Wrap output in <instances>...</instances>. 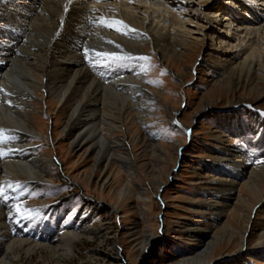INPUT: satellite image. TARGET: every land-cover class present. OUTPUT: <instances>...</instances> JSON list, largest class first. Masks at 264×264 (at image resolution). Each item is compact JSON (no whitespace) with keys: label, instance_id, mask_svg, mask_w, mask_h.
Here are the masks:
<instances>
[{"label":"rangeland","instance_id":"rangeland-1","mask_svg":"<svg viewBox=\"0 0 264 264\" xmlns=\"http://www.w3.org/2000/svg\"><path fill=\"white\" fill-rule=\"evenodd\" d=\"M226 1L215 0L208 7L203 0L189 1L190 11L201 9L187 16L191 18L190 23L186 22L190 30L188 43L178 56L163 61L152 50L141 56L112 51L115 56L108 62H97L108 73H124L131 62L140 63L145 89L156 99L153 106H144L141 118L133 116L138 124L128 123L126 130L107 135L111 142L124 141L125 147L114 153L129 159L131 166L113 164L97 169L92 155L70 147L78 130L71 138L65 137V115L60 114L56 103L49 101L42 89L31 98L34 111L30 122L35 130L31 134L32 154L54 165L38 188L11 181L19 193L8 189V202L25 195L29 203L26 214L15 213L21 216L24 226H13L24 233L39 221L46 222L52 227L48 235L55 237L59 223L73 224L83 217L86 227L100 234L81 236L67 254L20 248L7 255L6 264H264V260L252 256L260 253L264 258V247L255 249L256 239L264 231V215L258 214L260 204L251 211L250 203L255 199L245 189L243 177L238 178L229 197L226 192L218 195V209H222L219 217L206 210L212 201L208 195L216 194L212 193V177H217L216 172L226 160V153L219 154L217 160L213 153L226 149L248 156L249 160L242 163L243 176L254 163L264 164L259 155L257 161L252 159L250 133L240 138L226 134L219 145L216 140L217 126L224 116L235 124L247 123L248 112L254 110L264 120V82H259V91L246 86L239 89L225 80L227 77L213 75L210 70L217 66L213 59L216 62L225 50L216 47L218 36H225L226 31L219 25L207 24L199 15L200 11L220 15L219 7L227 6ZM83 63L97 69L94 61L84 59ZM2 154L0 160L5 159ZM4 192L0 186L1 199L7 197ZM240 198H245V204ZM232 210L240 212V216ZM197 223L206 225V234L216 235V244L194 261L183 263L181 260L194 259L196 251H203L198 249L199 241L192 238L197 234L186 231Z\"/></svg>","mask_w":264,"mask_h":264},{"label":"bare ground","instance_id":"bare-ground-1","mask_svg":"<svg viewBox=\"0 0 264 264\" xmlns=\"http://www.w3.org/2000/svg\"><path fill=\"white\" fill-rule=\"evenodd\" d=\"M189 1L0 0V153L5 155V159L0 160V186L7 196L0 198V264H6L7 255L20 248L27 252L48 249L53 255L57 252L67 254L81 236L100 234L88 229L83 217L73 224L59 223L55 237L48 235L52 227L46 222L39 221L37 226L24 233L13 226L14 223L18 227L23 225L21 216H15V213L26 214L29 203L25 202V195L8 202V189L19 193L11 181L29 183L34 189L38 188L44 183V175L51 174L54 165L32 154L31 134H35V130L30 122L31 111H34L31 98L38 96L42 89L49 101L56 103L60 114L65 115V137L71 138L78 130L70 147L92 155L97 169L113 164L131 166L129 159L114 153L125 147L124 141L116 139L111 142L107 135L126 130L128 123L138 124L133 116L141 118L144 106H153L156 99L145 89L144 68L140 63L133 60L136 63L131 62L125 68L126 72L108 73L100 66L101 62H97L109 60L114 53L141 56L148 54L149 50L163 61L178 56L188 43L190 30L186 29V22L191 18L187 16L195 15L194 12L201 9L197 7L190 11ZM203 1L208 7L215 0ZM226 3L227 6L220 5V15L204 11L199 15L207 24L219 25L226 31L225 36H218L216 47L225 50L216 62L213 59L217 66L210 70L213 75L227 77L225 80L233 82L237 88L246 86L259 91V82H264V0H228ZM105 22L120 23L109 27ZM84 49L90 50L91 61L97 69H90L89 62L88 65L83 63L87 59ZM96 53L107 55L97 56ZM260 116L261 113L251 110L247 123L236 124L229 116H224L218 121L217 144L226 134L240 138L250 133L253 161L258 160L257 155L264 160V120ZM230 125L233 130H229ZM222 153H226V160L216 172L217 177H212L215 185L212 193L216 194H211L213 198L208 195V200H212L206 205L208 214L219 217L222 209H218L221 198L218 195L226 192L229 197L238 178L243 177L245 189L255 199V203H250L251 211L260 204L258 214L264 215V164L258 166L254 163L243 176L242 163L249 157L220 149L213 153L216 154L214 159L217 160ZM208 168L215 173L211 166ZM245 201V198L240 200L242 204ZM232 213L240 216L235 210ZM204 226L197 223L186 229L197 234L192 238L199 241L198 249L203 251H196V258L181 262L194 261L201 252L210 251L216 244V235L206 234ZM263 247L264 231L255 242L257 251ZM252 256L264 260L260 253Z\"/></svg>","mask_w":264,"mask_h":264},{"label":"snow or ice","instance_id":"snow-or-ice-1","mask_svg":"<svg viewBox=\"0 0 264 264\" xmlns=\"http://www.w3.org/2000/svg\"><path fill=\"white\" fill-rule=\"evenodd\" d=\"M107 23V26L109 27H112L113 23H120V22H105ZM119 30V29H117ZM125 30H127V26H125ZM125 34H126V31H125ZM89 51L88 49H84V52H85V55H86V58L89 59L91 61L92 57L91 55H89ZM97 56H104V55H107V54H102V53H96ZM143 59V58H142ZM238 144L240 143V141L237 142ZM25 219H30V217H24Z\"/></svg>","mask_w":264,"mask_h":264}]
</instances>
